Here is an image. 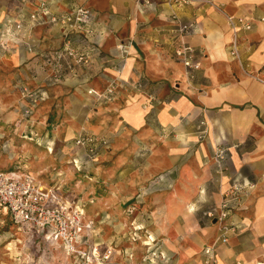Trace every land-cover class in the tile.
Segmentation results:
<instances>
[{
	"label": "crops",
	"instance_id": "1",
	"mask_svg": "<svg viewBox=\"0 0 264 264\" xmlns=\"http://www.w3.org/2000/svg\"><path fill=\"white\" fill-rule=\"evenodd\" d=\"M79 4L92 10L90 31L73 32L70 41L88 61L65 66L52 82L76 87L82 99L71 100L81 103L101 91L106 95L112 85L115 128L140 130L162 142V156L140 169L132 163L130 176V183L145 184L157 170L156 183L166 188L151 201L159 209L154 216L164 235L162 256L172 255L173 264H203L202 250L213 244L217 264H264V84L256 78L264 74V0H12L1 6L0 40L15 36L46 60L65 40V29L50 22L51 14ZM228 15L245 17L251 28L234 32ZM181 25H192L183 36ZM40 28L50 32L41 38ZM181 39L201 57L192 80L173 56ZM120 43L125 54L117 49ZM51 71L40 67L38 78ZM199 121L207 129L202 138ZM96 125V131L105 129ZM216 145L227 147L221 165L214 159ZM231 189L223 223L233 229L221 241L206 217L214 220L208 213L219 210Z\"/></svg>",
	"mask_w": 264,
	"mask_h": 264
},
{
	"label": "rangeland",
	"instance_id": "2",
	"mask_svg": "<svg viewBox=\"0 0 264 264\" xmlns=\"http://www.w3.org/2000/svg\"><path fill=\"white\" fill-rule=\"evenodd\" d=\"M11 2L0 0V11ZM37 31L41 38L50 32ZM14 37L0 40V169L28 175L53 188L59 198L81 206L85 218L93 221L87 241L109 251L107 264H173L172 255L161 254L164 235L154 216L159 209L157 203L151 204L166 189L156 183L158 171L145 184L130 183L132 163L138 169L152 165L163 154L162 142L140 130L115 128L116 116L105 91L81 103L76 87L52 82V71L43 80L38 78L40 67L51 66L44 55L33 54L34 49L20 46ZM24 92H33L38 100L32 101ZM73 96L80 99L73 101ZM96 124L105 129L94 130ZM79 133L105 143L98 144L89 158L75 142ZM144 188L148 193L141 199ZM206 219L219 236L220 221ZM0 264L96 263L69 253L53 237L17 226L0 206Z\"/></svg>",
	"mask_w": 264,
	"mask_h": 264
},
{
	"label": "built area",
	"instance_id": "3",
	"mask_svg": "<svg viewBox=\"0 0 264 264\" xmlns=\"http://www.w3.org/2000/svg\"><path fill=\"white\" fill-rule=\"evenodd\" d=\"M191 1L193 0H173L179 5L188 4ZM198 1L211 2V0ZM44 13L47 12L44 11ZM92 15L91 8L84 4L71 6L56 15L51 14L50 22H56L61 25L62 29H65L63 45L46 57L47 64L51 66L53 77H57L65 66L71 68L72 64H82L88 61V56L75 49L70 40L73 32L86 33L90 31L89 23ZM30 17L34 19L35 13H32ZM227 20L234 32H238L241 28L245 30L251 28V22L243 16L228 15ZM191 26L181 25L178 28L180 35H185ZM117 49L121 54L126 53L123 43H120ZM230 53L237 56L235 42L232 43ZM173 56L182 63L186 77L192 80L196 70L201 66L200 55H197L194 48L181 39L180 44L173 50ZM256 78L264 84V74H257ZM112 92L113 87L110 85L106 89V95L110 97ZM24 94L32 101L38 100L33 92H24ZM25 112H28V109ZM206 132L204 121H199L197 126L199 138H202ZM75 142L84 149L89 158L95 154L98 144L105 143L104 140L85 133H79ZM226 153L227 147L214 146L213 155L218 165H221ZM234 189L224 194L217 212L208 213V216L214 217L221 223L218 236V240L221 241H225L227 232L233 229L223 221L229 214V195L233 194ZM0 206L9 213L11 220L17 226L30 229L39 235L55 238L69 253L76 254L82 259L92 260L96 264H107L110 256L109 251H101L98 242L87 241V234L92 231L93 221L85 218L81 206L59 198L53 188L39 183L28 175L0 169ZM202 253L203 264H217L214 245L205 246Z\"/></svg>",
	"mask_w": 264,
	"mask_h": 264
},
{
	"label": "bare ground",
	"instance_id": "4",
	"mask_svg": "<svg viewBox=\"0 0 264 264\" xmlns=\"http://www.w3.org/2000/svg\"><path fill=\"white\" fill-rule=\"evenodd\" d=\"M88 93H90V92H88ZM91 93H92V91H91ZM87 101H89V100L87 99Z\"/></svg>",
	"mask_w": 264,
	"mask_h": 264
}]
</instances>
